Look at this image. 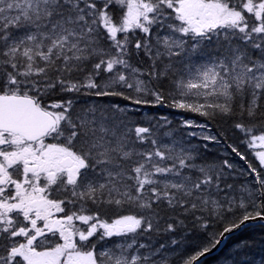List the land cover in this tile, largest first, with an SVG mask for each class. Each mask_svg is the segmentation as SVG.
I'll list each match as a JSON object with an SVG mask.
<instances>
[{
  "label": "snow or ice",
  "instance_id": "6c2138e0",
  "mask_svg": "<svg viewBox=\"0 0 264 264\" xmlns=\"http://www.w3.org/2000/svg\"><path fill=\"white\" fill-rule=\"evenodd\" d=\"M158 106L239 130L252 181L161 133L168 117L134 118ZM254 221L264 0H0V264H177L189 235L179 264H200Z\"/></svg>",
  "mask_w": 264,
  "mask_h": 264
},
{
  "label": "trees",
  "instance_id": "16d2710c",
  "mask_svg": "<svg viewBox=\"0 0 264 264\" xmlns=\"http://www.w3.org/2000/svg\"><path fill=\"white\" fill-rule=\"evenodd\" d=\"M115 102L121 105L127 102L119 98H113ZM145 115L156 117H168L170 124L160 128V132L173 131L177 136H184L186 140L190 141L193 147L201 150L202 154L210 161L220 163L224 159L235 164L236 172L234 175V182L237 184L244 182H251L253 177L251 175H240L239 173H247L248 163L253 167L260 169L258 160L254 157L251 150L242 143L243 136L239 130L233 128L228 122L207 121L203 117H199L193 113L182 112L177 109L168 107H141L138 112L134 114V118L138 121H143ZM184 119H193L199 123H207L208 130L203 134L216 135L218 142L203 141L199 138L201 131L195 129L197 137H188L186 133L193 131V129L186 128L183 125ZM167 139V138H165ZM207 145L205 148L204 145ZM229 145H233L246 157L241 160L235 153H232ZM179 238V234H177ZM200 242V237L197 235H189L187 245L173 246L176 251L173 256L177 259L181 252H191L195 244ZM264 262V224H257L243 229L241 232L233 235L225 240L224 245L215 255L207 257L201 264H262Z\"/></svg>",
  "mask_w": 264,
  "mask_h": 264
},
{
  "label": "water",
  "instance_id": "95a60500",
  "mask_svg": "<svg viewBox=\"0 0 264 264\" xmlns=\"http://www.w3.org/2000/svg\"><path fill=\"white\" fill-rule=\"evenodd\" d=\"M257 224H264V221H254V222H249V223L247 224L246 227H242L241 229H239V230H237V231H235V232L229 234L226 238H224V239L222 240V242H221L217 247H215L214 249H212V251H210V252L207 253L204 257H202V258H201V262H203V260H204L205 258L210 257V256L215 255L216 253H218L219 250H220V248L224 245L225 240H226L227 238H229V237H231V236H233V235H236L237 233L241 232L243 229H245V228H247V227H249V226H253V225H257ZM201 262H200V264H201Z\"/></svg>",
  "mask_w": 264,
  "mask_h": 264
}]
</instances>
